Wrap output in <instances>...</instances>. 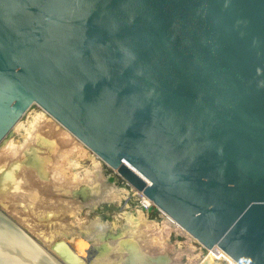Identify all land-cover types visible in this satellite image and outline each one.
<instances>
[{"label":"water","instance_id":"obj_1","mask_svg":"<svg viewBox=\"0 0 264 264\" xmlns=\"http://www.w3.org/2000/svg\"><path fill=\"white\" fill-rule=\"evenodd\" d=\"M33 105L205 249L264 264V0H0V145ZM0 264L77 262L0 208Z\"/></svg>","mask_w":264,"mask_h":264},{"label":"bare ground","instance_id":"obj_2","mask_svg":"<svg viewBox=\"0 0 264 264\" xmlns=\"http://www.w3.org/2000/svg\"><path fill=\"white\" fill-rule=\"evenodd\" d=\"M51 118L41 113L29 124L20 120L1 143V209L46 248L52 247L56 242H63L72 250L73 255H76L74 257L77 264H117L129 253L136 262L141 260L139 255L167 254L172 257L170 264H183L180 259L181 251L173 248L168 242L171 232L169 220L160 225L140 210L132 211L129 205V190L108 184L101 173L100 161L82 165L88 157L86 149L89 148ZM22 130L25 139L16 143L12 137L20 134ZM36 146H46V152L52 156L51 158L45 155L49 158H43L48 172L43 170L45 163L41 162L42 158L37 155ZM30 151L33 154L30 153V161L27 163L40 171V178L50 180L45 185L42 183L44 181L31 178L33 173L28 169L21 172L19 179H16V170ZM74 155H79L80 160H69ZM114 173L117 172L114 170ZM121 181L128 187L127 181L123 178ZM8 184H12V187L10 191L5 192ZM82 186L88 187L92 194L86 202L61 201V198L56 196L62 193L70 194ZM109 203H115L121 208L119 217L124 224L121 235L106 243L108 251L105 252L100 247L103 244L100 239L107 232L113 231L119 222L104 221L101 216H97L90 220L89 224H84L79 214L84 209L97 210L100 205ZM161 216L180 227L166 213L162 212ZM49 217H53L50 223ZM180 229L182 233L189 234L182 227ZM207 252L206 257H201L192 264H237L217 246Z\"/></svg>","mask_w":264,"mask_h":264},{"label":"rangeland","instance_id":"obj_3","mask_svg":"<svg viewBox=\"0 0 264 264\" xmlns=\"http://www.w3.org/2000/svg\"><path fill=\"white\" fill-rule=\"evenodd\" d=\"M41 113H44V115L46 117L51 118L38 105H33L28 110L26 115L21 120L25 121L24 123L29 124V123H31L33 121L35 116H37V115H39ZM59 126L61 128H63L61 125H59ZM24 137H25V134H24V131L22 130L20 132V134H15L12 138L16 141V143H21L25 139ZM45 147L46 146H39V147L36 146L35 147V149L37 150V155H39V157L42 158L41 162H44L43 158L44 159L49 158V157H46L45 155H49L52 158L51 154L46 152ZM86 150L88 152V157L81 164L82 165H90L91 161H100L101 165H102V172L101 173L105 177L107 183L110 184V185L121 187V188L122 187L123 188L126 187L129 190V197H130L129 202L131 203V204L129 203L130 208H132L131 209L132 211H138V209H136L135 202H134V193L132 191H130L131 189L129 187H127V186H125L123 184V182L121 181L120 175L118 173H114V170L111 167H109L101 159L96 157V155L93 152H91L89 149H86ZM30 153H31V151L29 152L28 156L25 157V159L22 162H20L19 168L16 170V179H19L18 175L21 172H23V171L25 172L28 169V170H30L33 173L31 175V178H35V179H38V180L40 179V181H44L42 183L45 185V183L49 182L50 180L49 179L44 180L43 178H40L41 177L39 175L40 171H38V169L33 167L32 165L28 164L29 161H30L29 157L31 156V154H33V153L30 154ZM69 160H71V161L78 160L79 161L80 158H79V155H74V156L70 157ZM9 167H6V168H9ZM43 170H46L48 172V170L46 168V163H45V166H44ZM0 172H1V170H0ZM125 184H127V183H125ZM11 187H12V184H8L6 186V188H5L6 189L5 192L6 191H10ZM56 196L61 198V201L62 200H64V201L70 200V201H76V202H80L81 203V202H86V201L90 200L92 194H91L90 190L88 189V187L82 186L79 189L72 191L70 194L62 193V194H56ZM72 197H73V199H72ZM60 206H62V204H60ZM0 208H1V204H0ZM89 209L90 208H88V210L84 209L85 211L84 210L80 211L79 216H80L81 220L83 219L82 221H83L84 224H89L90 220L95 219L97 216H101L104 221L112 222V221L115 220V221L119 222L117 224L118 226L113 231L107 232L103 236V238H102L103 240L100 239V241H102V243H103L100 247L101 248H103V246L106 247V248H104L105 250H103V251L106 252V251H108V246L106 245V243L111 241V240H113V239H116L122 233V227H123L122 224H124V222H122V219L119 217V214L121 213L120 212L121 208L118 207L115 203H109V204L100 205L97 208V210H94V209L89 210ZM150 212L151 213L149 214L148 217L150 219L154 220L155 222L159 223L160 225H162V223L165 220H169L168 223L170 225H168V226L171 228V232H170V235L168 237V242L170 243V245L173 248H176L179 251H181L180 259L183 262V264L196 263L197 260H199L201 257H206L208 255L207 250L205 248H203V247L201 248L200 247L201 246L200 243L196 239H193V237H191V235L182 233L180 227H178L176 224H174V222L171 221L170 219L163 218V217L161 218L160 217V213H158V209H156V207L154 209L151 208ZM52 218L53 217H49L48 218V222L49 223L52 221ZM73 219H75V218H73ZM191 250H194V252H191ZM165 255H167V254H165ZM74 256H76V255H74ZM146 256H153V255L144 254V258H146ZM130 259H131L130 255L127 254L126 257L122 258V261L117 263V264H130ZM171 259H172V257H170V262H171Z\"/></svg>","mask_w":264,"mask_h":264},{"label":"built area","instance_id":"obj_4","mask_svg":"<svg viewBox=\"0 0 264 264\" xmlns=\"http://www.w3.org/2000/svg\"><path fill=\"white\" fill-rule=\"evenodd\" d=\"M128 187L131 189L130 191L134 193V202L136 209L140 210L142 213H145L147 216H149V214L151 213L150 209L155 208L152 201L149 200L142 192L137 191L132 186L129 185ZM158 212L160 213V217L162 218L161 216L162 211L158 210ZM200 247L202 248L203 246L201 245Z\"/></svg>","mask_w":264,"mask_h":264}]
</instances>
